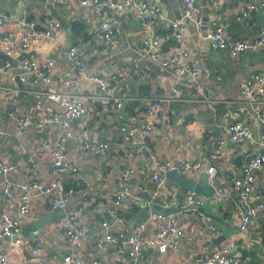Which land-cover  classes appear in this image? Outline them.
<instances>
[{"label":"crops","instance_id":"crops-1","mask_svg":"<svg viewBox=\"0 0 264 264\" xmlns=\"http://www.w3.org/2000/svg\"><path fill=\"white\" fill-rule=\"evenodd\" d=\"M160 7L161 14L155 17L152 28L154 38L158 40L162 51L168 54L173 44V32L169 20L179 19L184 13V5L180 0H141ZM250 3H259L260 9L250 13L245 21L241 9ZM199 12L197 21L187 20L183 28L189 60L198 66L201 75L197 82L188 77L177 78L171 69L153 63L142 47L148 32L142 29L135 11L130 9L121 15L119 26L111 43L93 38L92 33L101 21L115 15L111 9L95 11L91 7L82 6L79 0H64L46 10L43 0H0V10L10 13L9 19L0 11L4 24L0 28V37L11 33L15 37L21 32L20 18L35 21L36 29H43L41 22L46 24L49 18L59 32V39L41 41L37 46L21 50L14 45L13 56L16 60L22 52H36L30 58L36 60H54L52 78H69L76 72L67 60L68 48L76 46L78 53L85 58L81 78L76 93L83 96L86 114L71 124L72 137L66 145L68 153L77 166L75 174L66 175L63 179L67 189L74 193L68 200L67 211L79 210L81 224L84 229V243L79 253L87 263L102 262L104 264H129L127 252L118 247L99 246L97 238L104 235L100 214L104 213L115 231L130 234L137 224L131 227L135 217L141 220L149 213L151 199L148 190L156 188L151 173L155 162H171L177 164L184 160L198 161L200 169L214 166L216 175L209 180L213 189L229 190L234 178L241 173L245 158L249 161L257 153L256 141L264 132V127L257 121L251 108L240 95L239 84L251 73H264V46L241 53L232 58L227 50H215L210 40L204 35L216 21L229 39L253 42L258 38L259 30L264 26V0H198ZM36 16L40 20H36ZM64 21L60 26L56 19ZM3 45L0 38V53ZM0 55V61L4 60ZM15 67V66H13ZM15 69L0 72V86L20 88L22 96L18 103H6L0 106V162L13 164L15 168L9 178L22 182L29 178L48 184L54 179L49 169L48 156L42 149V139L53 140L60 133V125L45 124L44 119L57 115L62 116L59 106L47 99H41L40 107L36 102L41 98L39 93L49 85H37L29 82L20 83L12 80ZM93 73L100 74L112 85L113 96L122 98L120 105L114 100L108 104L100 103L90 96L95 93L94 84L88 79ZM175 83L179 84L180 101L167 102L162 105L160 120L155 123L146 137L149 149L140 154L130 155L135 147L126 140L125 131L146 121V111L151 101L171 94ZM210 88L212 99L209 103L202 101L190 102L197 97V91ZM59 91L71 95L72 88L61 87ZM264 109V104L262 105ZM241 109L240 121L251 131V138L241 143L226 142L218 145L209 141L208 137L225 139L226 126L234 120V113ZM14 116L27 117L30 126L21 130L14 118H9L8 111ZM84 132L89 133L92 141H103L110 146L109 152L100 158L93 149H85ZM246 160V161H247ZM247 161V162H248ZM127 163L134 168L128 196L125 203L116 204L119 193L116 185L121 165ZM194 174V175H193ZM189 176L196 182L200 181L201 173ZM255 180L251 193L248 195L250 204H255V197L264 201V166L254 174ZM163 185L158 186V195L150 203L167 211L169 196L189 194L177 182L164 177ZM5 179L0 174V213L18 219L20 234L12 237L4 232L0 224V254L7 257L11 264H43L57 253L65 254L68 245L63 236L61 222H43L41 227L33 224L46 215L53 214L52 197L45 196L30 203L29 211L21 214L20 202L17 198H6L3 195ZM197 200H205L202 215L198 216L194 209H178L173 214L181 231L179 247L159 253L155 248H146L139 264H197V258L204 251H213L228 242H238L246 249L261 243L264 250V212L251 217L246 234L238 231L240 217L238 205L233 199H215L203 194L194 193ZM110 213L112 215L110 216ZM208 226L214 228L213 231ZM32 228V229H28ZM147 231H155V222H149ZM222 241L215 244L217 238ZM16 239L20 242L16 243ZM220 244V245H219ZM39 248L36 258L31 250ZM235 248L230 252L232 255ZM264 252V251H263ZM237 256L239 264L240 256ZM250 258L242 264H258Z\"/></svg>","mask_w":264,"mask_h":264},{"label":"built area","instance_id":"built-area-1","mask_svg":"<svg viewBox=\"0 0 264 264\" xmlns=\"http://www.w3.org/2000/svg\"><path fill=\"white\" fill-rule=\"evenodd\" d=\"M184 5L183 15L176 20H169V27L173 32V44L170 47L168 54L162 51L158 40L154 38L152 28L155 23V17L161 14V9L153 3L142 2L141 0H79L82 6L93 8L99 12L104 9H111L115 15L108 19L101 21L94 32L93 38L105 43H111L114 39L115 33L119 26V17L126 11L132 9L135 11L137 20L140 22L143 30L148 32V36L143 40L145 53L150 60L160 65L163 68L171 69L177 78L188 77L192 81L197 82L198 77L201 75V70L189 60V52L186 48L183 28L187 20L197 21L199 7L198 0H180ZM216 3L217 0H210ZM64 0H43V5H51L52 8L56 3H63ZM259 3H250L241 9L242 18L247 21L250 13L260 9ZM20 26L21 32L18 37L11 33H4L1 38L3 45V52L6 59L0 61V72L15 69V74L12 80H18L20 83L29 82L37 85L45 83L49 87L40 92L41 97L36 102V107H40L41 99H47L59 106L62 110V116L59 118L57 115L47 117L44 119L45 124L56 123L59 124L61 129L60 133L55 139H42V149L48 156L49 169L54 179L49 181L48 184L40 181L28 182H15L9 178V173L15 168L13 164H6L0 162V174L5 179L3 187V195L6 198H17L20 202L19 211L21 214H26L29 211L30 203L34 200L43 198L45 196L52 197L53 211L59 210L64 214L61 218V225L63 228V236L68 245L65 254L57 253L53 255L50 260L43 261V264H90L84 261L79 253L80 248L84 243V229L80 220V211L72 210L67 211L68 200L74 193L73 189H67L64 186L63 179L66 175L75 174L77 166L71 156L66 153V145L72 137L71 124L75 120L82 118L86 114L84 104V97L77 94L76 90L79 86L80 80L84 77L82 68L85 64V58L78 53L77 47L72 46L68 48L67 60L75 69V74L67 78L53 79L52 70L55 66L54 60H36L32 58H24L17 61V66L13 67L11 60H14L13 49L17 43L21 50H28L32 46H37L41 41L51 38L50 31L44 29H36L35 21L21 18ZM4 24V18L0 17V28ZM46 24L50 29L55 32L57 24L54 25L49 18H46ZM59 24V23H58ZM207 38L210 40V46L215 50H227L232 58H237L241 53L258 49L264 46V26L259 30L258 38L253 42H246L236 39L227 38L224 29L216 22H211V28L207 32ZM59 39L58 33L54 35L51 40ZM88 79L95 86V93L90 97L103 104L110 103L114 100L117 105H120L122 98L113 96L112 85L100 74L93 73L87 76ZM61 87L72 88L75 92L71 95L64 94L59 91ZM240 95L244 98L245 104L251 108L257 121L264 127V73H251L246 77L239 86ZM22 96L20 88H9L0 86V106L7 102L15 105L18 103ZM212 99V91L210 88H204L197 91V97L193 98L190 102L202 101L209 103ZM180 91L179 84L175 83L172 87L171 94L156 98L151 101V105L146 111V121L138 126H132L125 131V138L135 145L130 155L140 154L148 151L146 147V137L150 130L154 128L155 123L160 120L162 113V105L167 102H179ZM241 109L234 113V120L228 122L225 118L223 122L226 126V138L218 139L209 136L208 139L212 143L224 145L226 142L238 144L246 139L251 138V131L245 127L240 121ZM9 118H14L16 125L19 129L23 130L30 126V120L27 117L14 116L13 111H8ZM4 132L0 131V136ZM84 148H92L94 153L103 158L110 150V146L103 141H92L89 133L84 132ZM257 153L252 157L247 164L241 169L240 175L234 178L232 187L229 190H221L217 188L214 192L215 199H233L235 198L238 205V214L240 222L238 231L243 232L250 224L251 217L258 213L264 212V201L255 197L256 203L250 204L248 195L251 193L255 172L259 171L264 166V132L256 141ZM155 170L151 173V180L155 182L156 188L148 190L149 197L154 199L158 195V186L165 182V174L169 171H176L179 174H190L199 172L201 164L198 161L184 160L177 164L171 162H155ZM134 168L124 163L121 165L119 175L117 177L116 185L119 188V193L115 198L116 204L125 203L128 196V188L131 183ZM206 174L209 180L214 179L216 175V168L210 166L206 169ZM194 175V174H193ZM151 199L148 200L149 204ZM205 200H197L194 193H189L184 196L171 193L169 196V205L178 209H194L198 216L202 215V208L204 207ZM112 213H110V216ZM101 226L104 230V235L97 238L99 246L109 245L118 247L127 252L130 259L129 264H139L143 258V253L146 248H155L159 253H165L168 250H175L179 247L181 240V231L177 225L176 218L173 214L163 216L154 214L149 211L144 220L136 225V228L130 234L121 231H115L112 223L107 220L104 213L100 214ZM149 222H155V231L150 234L147 231ZM0 224L3 226L4 232L12 237H18L20 234V223L18 219L0 213ZM210 231H213L212 226H208ZM20 240L16 239V243ZM235 248L233 242H228L218 246L213 251H204L197 258V264H239L237 257L232 256L230 252ZM39 253V248L35 247L31 250L33 258H36ZM0 264H11L7 257L0 254ZM91 264H104L102 262H93ZM154 264V263H153Z\"/></svg>","mask_w":264,"mask_h":264},{"label":"water","instance_id":"water-1","mask_svg":"<svg viewBox=\"0 0 264 264\" xmlns=\"http://www.w3.org/2000/svg\"><path fill=\"white\" fill-rule=\"evenodd\" d=\"M41 8L44 9V12L46 10H50V11L52 10V6L50 4L47 5L46 7H41ZM0 11L2 12V15L5 16L6 20L9 19L10 13L7 10H0ZM51 12H53V11H51ZM56 19H58V18L56 17ZM19 20H21V18ZM36 20L39 21L40 17L36 16ZM57 22L59 23L60 26L64 25L63 20L62 21L59 20ZM41 25H42L44 30H48L51 33V35H50L51 38L45 39L44 42H48V40L52 41L51 39L54 38V35L56 33H59L57 30H55V32H53L50 29V27L48 26V24L41 22ZM204 38H207V32L205 33ZM142 47H143V49H145L143 43H142ZM0 55L6 59V56L3 52V50L1 51ZM33 55H36V52H32V51L22 52L21 55L16 60H11V63L13 66L16 67L17 61H20L24 58H30ZM16 81L19 82L17 79H16ZM239 86H240V84H239ZM246 160L247 159L245 158V161L243 163V167L247 164L248 160L247 161ZM199 172L201 173L200 174L201 178H200L199 182H196L194 179H191L189 177L188 173L179 174L176 171L167 172L165 174V177H169V178L174 179L180 187L184 188L189 193H199V194L205 195L206 197H213L214 192L217 190V188L216 189L211 188L210 183H209L210 181H209L208 176L206 174L205 168L200 169ZM34 180H36V178L32 177V178L24 180L23 182L34 181ZM14 181L17 182L16 180H14ZM149 209H150L151 213L159 214V215H163V216H168L170 214H175L178 212L177 208H171L170 210H167V211L161 210V209L157 208V206H155V204H153V203L149 204ZM63 214L64 213L62 211L56 210V211H54L53 214L46 215L42 219H40L39 221L35 222L33 224V227L39 228L42 226L43 222L46 223L47 221H50V220L55 221V222H57V221L60 222ZM140 220H141L140 217H135L132 221L131 227H133L134 224H138L140 222ZM28 229H32V228H28ZM245 232L246 231H243L242 233L246 234ZM222 240H223L222 237L217 238L215 241V244L220 243ZM235 244L237 247L234 250L232 255H238L239 254L240 261L245 263L246 260L248 258H250L252 260V262L259 260L258 264H264V252H263L264 250H263L261 243H256V246H254L251 249H246L243 245H240L238 242H236ZM235 257H237V256H235ZM242 262L240 264H242Z\"/></svg>","mask_w":264,"mask_h":264}]
</instances>
